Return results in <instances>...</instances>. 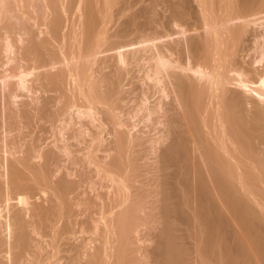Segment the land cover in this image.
Wrapping results in <instances>:
<instances>
[{
	"label": "bare ground",
	"instance_id": "1",
	"mask_svg": "<svg viewBox=\"0 0 264 264\" xmlns=\"http://www.w3.org/2000/svg\"><path fill=\"white\" fill-rule=\"evenodd\" d=\"M263 207L264 0H0V264H264Z\"/></svg>",
	"mask_w": 264,
	"mask_h": 264
},
{
	"label": "rangeland",
	"instance_id": "2",
	"mask_svg": "<svg viewBox=\"0 0 264 264\" xmlns=\"http://www.w3.org/2000/svg\"><path fill=\"white\" fill-rule=\"evenodd\" d=\"M253 202H254V201H253ZM254 203H256V202H254ZM257 204H258V203H257ZM254 205H255V204H254ZM255 206H256V205H255ZM257 208H258V206H257ZM263 208H264V207H263ZM263 208H261V210H263ZM259 211H260V210H259ZM259 218L261 219V218H263V217H259ZM257 221H259V220H257ZM239 232H241V234H242V231L239 230ZM241 234H240V235H241ZM242 235H243V234H242ZM243 238H244V236H243ZM245 238H246L245 240L248 239L247 237H245Z\"/></svg>",
	"mask_w": 264,
	"mask_h": 264
}]
</instances>
